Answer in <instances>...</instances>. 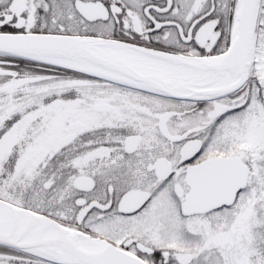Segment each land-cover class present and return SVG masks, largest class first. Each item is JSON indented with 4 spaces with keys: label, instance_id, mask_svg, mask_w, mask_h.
Returning a JSON list of instances; mask_svg holds the SVG:
<instances>
[{
    "label": "snow or ice",
    "instance_id": "6c2138e0",
    "mask_svg": "<svg viewBox=\"0 0 264 264\" xmlns=\"http://www.w3.org/2000/svg\"><path fill=\"white\" fill-rule=\"evenodd\" d=\"M0 264H264V0H0Z\"/></svg>",
    "mask_w": 264,
    "mask_h": 264
}]
</instances>
